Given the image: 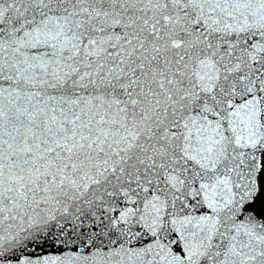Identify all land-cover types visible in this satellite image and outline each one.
Returning <instances> with one entry per match:
<instances>
[{"label":"snow or ice","instance_id":"obj_1","mask_svg":"<svg viewBox=\"0 0 264 264\" xmlns=\"http://www.w3.org/2000/svg\"><path fill=\"white\" fill-rule=\"evenodd\" d=\"M0 264H264V0H0Z\"/></svg>","mask_w":264,"mask_h":264}]
</instances>
